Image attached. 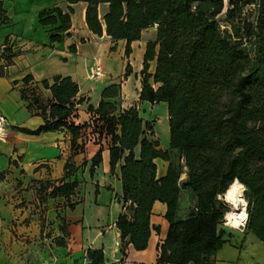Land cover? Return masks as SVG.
<instances>
[{"label": "trees", "instance_id": "1", "mask_svg": "<svg viewBox=\"0 0 264 264\" xmlns=\"http://www.w3.org/2000/svg\"><path fill=\"white\" fill-rule=\"evenodd\" d=\"M86 3L88 29L105 32L113 41H125L126 56L144 30L156 27L143 57L139 102L168 107L169 149L155 136V121L145 120L137 106L122 109L121 82L107 85L97 107L89 105V119L77 123L79 86L70 76L42 81L52 100L43 104L36 87L24 98L38 109L45 124L34 134L66 131L71 136V156L59 180L35 181L40 206L63 198L74 210L79 181H66L76 170L74 157L89 143L99 145L92 169L110 152L111 173L120 165L124 213L116 221L123 258L131 245L148 247L153 231L152 209L166 205L169 229L158 245L157 264H215V255L226 243L222 214L227 206L215 199L238 177L247 186L248 215L245 230L264 245V0H67ZM100 7H104L102 14ZM253 7L254 19L245 10ZM72 7L67 13L54 7L39 13L42 26H51L50 42L59 43L71 28ZM225 15L229 28L218 17ZM5 50L9 51L6 47ZM70 50L75 52V46ZM155 69L151 73V64ZM131 66H126V76ZM139 153L137 154V150ZM177 155V161L173 154ZM168 162L165 176H157L156 159ZM83 161L82 165H86ZM186 170V171H185ZM187 178L182 181L183 173ZM182 191L190 192L193 206L185 219L178 216ZM128 203V204H127ZM65 236L69 233L61 227ZM55 244L65 246L64 238ZM90 264H106L102 250L89 249Z\"/></svg>", "mask_w": 264, "mask_h": 264}, {"label": "crops", "instance_id": "2", "mask_svg": "<svg viewBox=\"0 0 264 264\" xmlns=\"http://www.w3.org/2000/svg\"><path fill=\"white\" fill-rule=\"evenodd\" d=\"M86 6L84 2L71 5L67 0H0V115L7 122V135L0 141V264H22V255L34 254L33 241L42 233L40 216L37 214L40 201L34 187L35 181L61 179L65 173V164L71 156V136L68 132L58 130L33 133L45 122L38 109L29 108V102L24 98L25 89L36 87L42 103L46 104L52 100V94L42 86V81L52 82L56 76H70L79 86L78 98H84V102L78 106L77 123L89 119L88 106L97 107L103 89L112 83L121 82L122 109L137 106L141 115L147 103L139 102L141 71L146 45L156 37L133 42L131 54L126 56L125 41L115 42L105 32L97 36L88 29ZM54 7L64 13L70 7L74 10L69 34L59 43L50 42L52 27L42 26L39 22V13ZM149 30L155 31L156 27L144 30L142 36ZM5 45L9 51L3 49ZM71 46H75V52L70 50ZM136 49L138 63L132 58ZM96 64L100 65L103 77L91 78L90 69ZM128 64L131 72L126 76ZM154 69L155 62L151 64L150 72ZM153 139H158L156 130ZM99 148V145L89 143L84 154L74 157L78 169L66 181L77 180L80 183L75 196L78 201L75 209L67 208L63 198L49 199L44 204L48 222H54L57 226L55 237L64 238L65 246H57L49 239L44 257L37 259L38 264H44L49 252L52 254V264H90L86 257L89 249L102 250L106 264H157V247L165 240L168 230L165 231L164 224L153 222L152 217L151 224L159 226L160 233L152 232L146 250L135 251L130 245L128 255L122 257L119 251L121 234L116 227L117 219L125 211L120 165L111 173L110 152L104 147L102 163L92 169L91 159ZM59 159L64 164L56 175ZM84 160L87 164L83 166ZM167 169L168 162L165 174ZM165 174L158 176L157 170L159 178ZM186 178L184 172L181 180ZM104 188L106 191L102 190ZM83 192L89 196L95 194L91 202L92 209L87 210V198ZM159 203L154 204L153 210L166 214L167 208ZM193 204L192 200L189 208ZM64 225L68 236L61 230ZM14 227L18 230L15 231L17 237L12 235ZM245 237L248 241L250 239L249 245L246 241L243 250L224 245L215 255V264H264L262 242L251 233ZM28 241L31 243L28 244ZM248 246L252 247L248 249Z\"/></svg>", "mask_w": 264, "mask_h": 264}, {"label": "rangeland", "instance_id": "3", "mask_svg": "<svg viewBox=\"0 0 264 264\" xmlns=\"http://www.w3.org/2000/svg\"><path fill=\"white\" fill-rule=\"evenodd\" d=\"M253 7H249L245 10V16L248 17L249 19L253 20L255 13L253 12ZM104 11V8H102V12ZM218 20L222 26L223 29L225 28H229L228 23L225 21V15L222 14L218 17ZM156 33L157 31H153V30H149L147 32H145L143 34V36L141 37V39H151V38H155L156 37ZM136 49L134 51V56L132 58H134L133 60H135V62H139V57L137 56L136 58V53H137ZM136 64V63H135ZM107 86V85H106ZM141 116L143 118L147 119H153L154 121H156V126H155V130L157 131V136L158 139L160 141V146L161 148H168L169 147V138H170V131H169V117H168V107L166 103H159V104H155L152 107H150V105L148 103L145 104V106L143 107V111H141ZM58 154L54 155L55 158ZM173 158L175 161H177V155L173 154ZM64 161L62 159H59L57 161V166H56V170H55V174L58 175L63 167ZM156 164L158 167V176H162L165 174L166 172V168H167V162H165L164 160H162L161 158H158L156 160ZM88 190H90V188L88 187ZM104 191H106V188L102 189ZM83 195L85 196V198H87V202L88 205L87 206V210L92 209L91 208V202L93 201L92 199L95 198V194H92L91 196H89V194H86L83 192ZM88 200H90L88 202ZM191 201H192V197L190 195V192L188 191H182L181 196H180V200H179V212H178V216L181 219H185L187 218L188 214H189V207L191 205ZM159 205H163L164 207L165 204L159 203ZM40 210L37 211V214H39V221H40V226L42 227V233L41 235L35 239L33 242L34 246H35V252L32 255H22V264H38L37 259H40V257H44V251L45 249H47L49 242L48 240H52L53 242L57 239L55 237L56 235V230H57V226H55L54 222H48L49 218L47 217V214L45 213L46 210H43L44 207L41 205ZM38 209V207L35 209V211ZM154 209V208H153ZM152 209V218H153V222H157L159 225L164 224V229L165 231L168 230V220L165 218V216H163L165 214L164 213H160L158 210L155 211ZM224 228V227H223ZM15 230H13L12 235L14 237H17V234L15 233V231H18L16 229V227H14ZM225 229V236L224 239L226 240V244L231 245L235 248H238L239 250H243L245 248V240H246V235H248L249 233L245 230V227L240 229V230H234L231 228H224ZM241 231V232H240ZM166 234V232H165ZM155 238L157 236H154ZM28 244L31 243L30 241L27 242ZM223 245V246H224ZM49 252V250H48ZM52 254L51 252L47 253L46 257H45V261L44 264H52V260H51ZM42 260V259H41Z\"/></svg>", "mask_w": 264, "mask_h": 264}, {"label": "clouds", "instance_id": "4", "mask_svg": "<svg viewBox=\"0 0 264 264\" xmlns=\"http://www.w3.org/2000/svg\"><path fill=\"white\" fill-rule=\"evenodd\" d=\"M6 121L0 117V141H3L7 135L5 127ZM247 186L240 181L238 177H234L228 183L224 192H217L215 199L223 202L228 211L222 214L223 227L240 230L246 227L249 219L248 215V200L246 199Z\"/></svg>", "mask_w": 264, "mask_h": 264}, {"label": "built area", "instance_id": "5", "mask_svg": "<svg viewBox=\"0 0 264 264\" xmlns=\"http://www.w3.org/2000/svg\"><path fill=\"white\" fill-rule=\"evenodd\" d=\"M6 47L7 46L5 45L3 47V49H5ZM90 75H91V78H100V77H103V71H102L100 65H97L96 64V65L92 66L91 69H90ZM0 117H2L6 121V119H5L4 116L0 115ZM61 264H68V263L67 262H63Z\"/></svg>", "mask_w": 264, "mask_h": 264}, {"label": "bare ground", "instance_id": "6", "mask_svg": "<svg viewBox=\"0 0 264 264\" xmlns=\"http://www.w3.org/2000/svg\"><path fill=\"white\" fill-rule=\"evenodd\" d=\"M240 232H241V231H240ZM248 239H249V238H248ZM255 240H256V239H255ZM245 241H247L246 243H247L248 245H249V243L251 242L250 239H249L250 242H249L248 240H245ZM248 242H249V243H248ZM251 245L253 246V243H252ZM252 246H248V247H246V248L250 249V247H252ZM256 247H257V246H256ZM257 248H258V247H257ZM262 250H263V249H262ZM255 251H256V250H255ZM247 252H248V251H247ZM261 252H262V251H261ZM257 253H258V252H257ZM248 254H249V252H248ZM250 254H252V253H250ZM258 255L261 256V254H259V253H258ZM262 255H263V254H262ZM250 256H251V255H250ZM258 260H259V259H258ZM260 260H261V259H260Z\"/></svg>", "mask_w": 264, "mask_h": 264}]
</instances>
